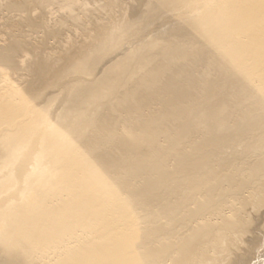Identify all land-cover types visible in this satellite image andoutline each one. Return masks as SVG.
<instances>
[{"label":"bare ground","instance_id":"obj_1","mask_svg":"<svg viewBox=\"0 0 264 264\" xmlns=\"http://www.w3.org/2000/svg\"><path fill=\"white\" fill-rule=\"evenodd\" d=\"M0 264H264V0H0Z\"/></svg>","mask_w":264,"mask_h":264}]
</instances>
